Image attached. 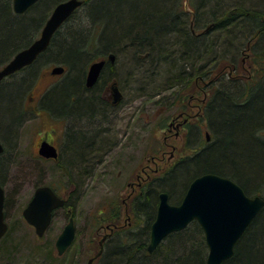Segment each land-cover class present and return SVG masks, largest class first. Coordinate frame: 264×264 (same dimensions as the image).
I'll return each instance as SVG.
<instances>
[{
	"label": "trees",
	"instance_id": "obj_1",
	"mask_svg": "<svg viewBox=\"0 0 264 264\" xmlns=\"http://www.w3.org/2000/svg\"><path fill=\"white\" fill-rule=\"evenodd\" d=\"M61 1L39 0L18 14L13 0H0V67L37 38L49 17L47 10ZM113 5L119 11L112 14V20L104 11ZM80 8L85 9L93 27L87 33L71 24ZM80 8L55 33L38 59L21 70L29 71L23 80L0 84V91L11 85L8 93L12 92L7 104L0 102L6 108L0 111V135L10 144L16 143L23 115L19 108L29 79L39 73L35 67L38 60L53 54L47 60L66 63L70 68L64 78L75 76L79 80L66 92L64 100L52 98L55 85L43 96L42 106L54 114H65L69 128L64 150L65 158H70L66 167L70 181L72 177L92 175L96 154L109 144L115 146L108 124L116 106L102 99L109 80L127 85L133 95L141 93L148 99L160 97L164 101L173 96L172 103L182 104L184 110L188 108V96L202 94L201 88L194 86L205 68L208 78L202 85L207 94L204 113L212 141L197 153L191 146L198 144V123L188 124L191 149L164 173L146 179L127 201L130 224L122 223V205L116 199L91 217L92 234L88 236L85 259L88 264L100 251V244L91 238L106 222L112 231L93 264H205L208 246L197 221L169 234L152 252L148 250L151 224L160 193L168 191L170 201L179 203L191 181L200 174L213 172L232 177L249 195L259 188H253L251 183H264V144L254 145L258 131L264 129V0H188V4L186 0H84ZM98 27L101 30L97 33ZM252 38L256 40L249 42ZM90 45L99 50L101 57L108 51L116 55L115 63L103 68L91 88L85 85L86 65H76L77 60L89 62L95 56L96 52L91 56L86 52ZM241 45L245 46L243 50L239 49ZM242 54H247L249 60L246 56L242 60ZM165 126V122L159 124L160 129ZM240 160L258 177L252 173L245 176ZM2 164L1 161L0 168ZM71 197L75 198L73 192L66 199L65 209L76 205ZM77 241L62 256L47 246L43 264H82L72 255ZM222 264H264V208L237 242L234 255Z\"/></svg>",
	"mask_w": 264,
	"mask_h": 264
},
{
	"label": "rangeland",
	"instance_id": "obj_2",
	"mask_svg": "<svg viewBox=\"0 0 264 264\" xmlns=\"http://www.w3.org/2000/svg\"><path fill=\"white\" fill-rule=\"evenodd\" d=\"M186 4H188V0H186ZM52 10L53 7L47 10L48 16ZM106 10L104 11L105 15L107 14L109 19L113 20L112 14L119 11V8L113 5L106 8ZM71 24L78 27L79 30L85 31V33L93 28L88 21L84 8H80ZM105 25L107 27V24ZM98 30L101 29L98 27L97 33ZM98 51V49H95V56L90 62L103 56ZM245 56L249 60L247 54H242L241 59L243 60ZM52 57L53 54L49 58ZM49 58L44 57L38 60L35 67L39 73L29 79L27 91L19 108L20 113H23V115L17 128L15 148L12 146L9 158V180L5 182L8 198L7 222L10 224L7 234L8 240L0 245V261L5 264H43L47 255V246H51L53 253L57 255L55 241L72 214L77 229L75 239L78 240L77 245L72 250L73 259L85 264L88 255L86 249L88 236L92 234L90 232L91 217L107 205L109 206L111 200L116 199L119 206L122 205V223L129 224L132 218L126 212L127 201L139 191L147 178L164 173L178 159L186 155L187 150L191 149L190 144L187 143L188 131L181 130L179 135H176L177 129L170 126L172 119L178 117L182 111L187 113L185 115L189 118L190 123H199V118L201 119V116L198 117V112L203 94L197 95L196 92L188 96L186 99L188 108L183 110L182 104L174 105L172 103L173 96L169 95L164 101H160V97L148 99L147 95H141V93L133 95L127 85L123 87L120 84L125 92L124 105L115 107L114 116L109 118L111 122L108 124L109 132L112 135L111 140L115 142L113 150L110 152L103 150L102 153H98L99 155L96 154L97 159L94 160L92 167V170H95L92 175L84 174L80 178L72 177L73 181H70L71 179L66 171L69 164L66 165L63 159V163L61 161L42 160L37 158L33 151L37 136L53 127L57 118L65 117L64 112L54 114L47 111L42 106L43 96L57 85L52 98L56 101L57 97L64 100L67 95L66 92L76 87L75 85L79 80L75 76L64 78L68 75V70L63 74L52 75L51 68L58 61L47 60ZM83 60H77L76 65L78 67L85 65ZM88 66L89 63L86 72ZM28 72L27 70L18 71L7 77L1 85L23 80ZM111 82L112 80H109L107 84ZM10 86L7 85L0 91V102L7 104L6 102L12 93H8ZM169 93L164 94L168 95ZM33 103L39 106L35 110H29L31 109L29 105ZM5 104L0 105V111L5 112ZM45 112L48 115H45ZM161 122H165L166 126L160 129L159 124ZM257 137L258 140L254 141V145H263L264 138L260 135ZM65 141L63 139V143ZM65 155L64 150V158ZM239 166L241 170H244L245 176L247 173L254 171L250 167L248 169V165L242 160L239 161ZM253 175L257 176L259 174L255 173ZM242 178L247 177L243 176ZM184 182L186 181L184 180ZM41 184L51 185L65 198H68L69 194L73 192L75 198L71 197V199L72 202L75 199L76 205L71 206L70 209L59 208L45 234L39 237L35 228L24 218L23 210L31 200L35 189ZM250 186L253 188L259 187L254 191L251 190L254 193L253 195L256 193L264 195V183L261 182L257 185L251 183ZM76 188H78V192H74ZM177 191L182 192V189ZM107 225L108 223L105 222L97 230L96 236H92L91 239H95L96 243L100 244L102 237L110 233V226Z\"/></svg>",
	"mask_w": 264,
	"mask_h": 264
},
{
	"label": "water",
	"instance_id": "obj_3",
	"mask_svg": "<svg viewBox=\"0 0 264 264\" xmlns=\"http://www.w3.org/2000/svg\"><path fill=\"white\" fill-rule=\"evenodd\" d=\"M38 0H13L15 12L24 13ZM84 0H63L53 9L47 19L40 36L29 46L19 50L13 58L0 67V83L8 76L32 64L50 45L55 32L83 4ZM110 54L109 59L114 60ZM106 58L94 61L87 72V87H92L98 81L106 64ZM65 71L62 65H56L52 74ZM113 101L122 99V91L117 81L111 85ZM209 138V135H208ZM3 146L0 142V152ZM40 154L57 158V148L48 141L42 142ZM160 201L156 217L151 224L148 250L154 251L158 245L171 233L185 229L191 222L197 221L202 227L209 249L207 264H222L231 258L235 245L247 227L264 208V197L248 195L235 180L217 173H204L194 178L182 200L179 203L170 201L169 193H160ZM65 198L60 196L50 185L39 186L27 206L23 210L24 218L33 225L38 236H43L49 228L54 210L65 205ZM4 190L0 185V239L6 233L8 225L4 217ZM108 234L100 240V251L89 259L93 264L103 251V243ZM76 237V224L71 216L62 232L56 239L59 255L64 254L73 244Z\"/></svg>",
	"mask_w": 264,
	"mask_h": 264
},
{
	"label": "flooded vegetation",
	"instance_id": "obj_4",
	"mask_svg": "<svg viewBox=\"0 0 264 264\" xmlns=\"http://www.w3.org/2000/svg\"><path fill=\"white\" fill-rule=\"evenodd\" d=\"M39 1V0H38ZM37 1V2H38ZM35 4V3H34ZM33 4V5H34ZM32 5V6H33ZM57 5V4H56ZM55 8V7H54ZM53 8V9H54ZM53 11V10H52ZM52 13V12H51ZM51 15V14H50ZM49 15V16H50ZM49 18V17H48ZM47 18V19H48ZM70 18V17H69ZM68 18V19H69ZM67 19V20H68ZM66 20V21H67ZM47 21V20H46ZM46 21H45V23H46ZM66 21L61 25V27L66 23ZM45 23H44V25H45ZM44 25H43V27H44ZM43 27H42V29H43ZM61 27L59 28V29H61ZM42 29H41V31H42ZM58 29V30H59ZM57 30V31H58ZM56 31V32H57ZM55 32V33H56ZM41 33V32H40ZM55 35V34H54ZM54 37V36H53ZM53 39V38H52ZM51 42H52V40H51ZM51 44V43H50ZM50 46V45H49ZM43 53V52H42ZM41 53V54H42ZM39 56H40V54H39ZM38 56V57H39ZM105 57V56H104ZM103 57H100V58H98V59H102ZM38 59V58H37ZM36 59V60H37ZM35 60V61H36ZM34 61V62H35ZM33 62V63H34ZM88 72V71H87ZM86 72V73H87ZM112 83H113V81L110 83V84H107L106 85V92L105 93H103L102 94V99H104V100H106L109 104H111L112 106H123L124 105V99H125V92H124V90L121 88V86L119 85V88H120V90L122 91V99L118 102V103H115L114 101H113V93H112V89H111V85H112ZM1 84V83H0ZM87 87V86H86ZM93 87V86H92ZM89 88H91V87H89ZM201 92H202V94H203V98H201V102L199 103V112H198V117H200L201 116V119L199 118V120H200V122L198 123V127L200 128H206V120H205V113H204V106H205V104H206V100H205V96H206V94L204 93V88H203V86L201 87ZM32 99H33V97H31ZM39 105H37L36 106V104L35 103H33L32 105L30 104L29 105V108L31 107V109H29V110H35V109H37V107H38ZM37 114V113H36ZM45 115H48V113L47 112H45L44 113ZM185 114H187V113H185V111H182V112H180V114L178 115V117H176V118H174V120L172 119V121H171V123H170V126H172V127H175L176 129H177V133H176V135H179V133H180V131L181 130H187V131H189V127H188V124H190V120H189V118L185 115ZM41 115V114H40ZM56 121H57V123H56ZM69 128V125H68V123H67V121L64 119V118H57L56 120H55V125L53 126V127H50L48 130H45L44 132H43V134H39L38 136H37V138H36V140H35V142H34V155L37 157V158H40V159H42V160H51V161H54V162H60V161H62V159L64 158L63 157V151H64V147H65V143H63V139H65V134H66V130ZM200 128V129H201ZM203 132H204V134H203V136H202V132L200 133V137L201 138H203V139H201V140H203V143L204 144H206V143H209V142H211L212 141V136H211V133L208 131V129L206 128V129H204L203 130ZM56 135V136H55ZM208 135H209V138H208ZM44 141H48V142H50L51 144H53L56 148H57V151H58V157L57 158H49V157H45V156H43V155H41L40 154V146H41V144H42V142H44ZM0 142H1V144H2V146H3V150L0 152V162L2 161V168H0V185L3 187V190H4V206H3V211H4V217H5V222L7 223V225H8V228H7V231H6V233L3 235V237L0 239V245L2 244V243H4L5 241H7L8 240V237H7V234H8V232H9V229H10V224L7 222V205H8V198H7V190H6V185H5V182L6 181H8L9 180V165H10V154H11V151H12V146H14L15 144H7L6 143V140H0ZM187 143H189L188 142V139H187ZM117 144V143H116ZM190 144V143H189ZM191 146V145H190ZM192 147V146H191ZM14 148H15V146H14ZM147 175H149V174H147ZM225 176V175H224ZM227 177H229V176H227ZM229 178H231V179H233L232 177H229ZM234 180V179H233ZM236 182H238L237 180H235ZM238 183H240V182H238ZM240 185H242L241 183H240ZM140 186V185H139ZM247 193V192H246ZM249 195V194H248ZM255 195H261V196H263L264 197V195L263 194H261V193H256ZM252 196V195H251ZM254 196V195H253ZM71 207H69V209H70ZM56 211L57 210H55L54 212H53V216L55 215V213H56ZM70 211V210H69ZM24 216V215H23ZM71 216H74L73 214L71 215ZM70 216V217H71ZM53 218V217H52ZM70 219V218H69ZM27 221V220H26ZM131 222H129V224H130ZM31 225V224H30ZM251 225V224H250ZM249 225V226H250ZM32 227H34L33 225H31ZM248 226V227H249ZM247 227V228H248ZM35 228V227H34ZM36 230V229H35ZM247 230V229H246ZM246 230H245V232H246ZM112 231V228H110V232ZM244 232V233H245ZM243 233V234H244ZM109 236V235H108ZM243 236V235H242ZM241 236V237H242ZM39 237H42V236H39ZM240 237V238H241ZM239 238V239H240ZM107 239V238H106ZM105 239V240H106ZM239 241V240H238ZM237 241V242H238ZM55 243H56V241H55ZM237 244V243H236ZM235 248H236V245H235ZM58 254V253H57ZM59 255V254H58ZM59 256H62V255H59ZM0 264H5V263H3L2 261H0Z\"/></svg>",
	"mask_w": 264,
	"mask_h": 264
},
{
	"label": "bare ground",
	"instance_id": "obj_5",
	"mask_svg": "<svg viewBox=\"0 0 264 264\" xmlns=\"http://www.w3.org/2000/svg\"><path fill=\"white\" fill-rule=\"evenodd\" d=\"M13 8H14V6H13ZM14 11H15V9H14ZM16 13H17V12H16ZM18 14H21V13H18ZM35 40H36V39H35ZM255 40H256L255 38H254V39L252 38V39L249 40V42H252V41H255ZM244 47H245V46H242V45H241L239 49H240V50H243ZM87 49H88V50H86V52L89 53L90 56L92 55V53H93V54L95 53V48H94L93 45H90ZM247 49H248V48H246V50H245L246 52H248ZM110 54H114V55H115L114 52H112V51H108V53L105 54V57H103V58H106V60H107L105 66H106L108 63H112V64L115 63L116 55H115L114 60L112 61V60L109 59V55H110ZM90 56H89V58H90ZM86 58H87V55H86ZM89 58H88V59H89ZM88 59H87V60H88ZM96 60H99V59H96ZM96 60H93L92 62H90V61H89V62L86 61V62H85L86 69H87V65H88V63H89V66H88V70H89L90 65H91L94 61H96ZM243 62H244V61H243ZM56 65H62V66L65 67V71H64L63 73H65L67 70L69 71V69H70L69 66H68V64L63 63V62H58ZM56 65H54V66H56ZM54 66H53V67H54ZM105 66H104V67H105ZM53 67L51 68V71H50L51 74H52V69H53ZM88 70H87V71H88ZM63 73H61V74H63ZM202 73H203V76H201V79L198 80L199 82L196 80V85L194 86L195 88H199V87L201 88L202 85H203L204 83H206V81H207V80H205V79H207L208 77L206 78V76L204 75V73H205V68H203ZM238 74H239L240 76H242V72H241V71H239ZM52 75H58V74H52ZM86 77H87V73H86V76H85V85L87 86V84H86ZM112 81H115V80H112ZM97 82H98V81H97ZM97 82H96V83H97ZM205 97L207 98V94H206ZM206 98H205V100H206ZM113 113H114V112H112L110 118H113V116H114ZM200 128H201V127H200ZM200 128H198V130L200 131V133L202 132L201 134H202V136H203V134H204V132H203L204 128H201V129H200ZM200 133H198V141H197L198 144L192 146V147L197 151V153L202 152V151L207 147V145L203 143V140H201V139H203V138L200 137ZM258 135H260L262 138H264V130H259L257 136H258ZM195 136H197V134H196ZM190 138H191V135L189 134V135H188V142L192 143L191 140H190ZM0 140H6V138H5L3 135H0ZM193 140H194V135H193ZM6 143H7V144H10V143H12V142L9 141V140L7 139V140H6ZM205 145H206V146H205ZM113 148H114V147H113L112 145L109 144V145H107V147L105 148V151L110 152L111 150H113ZM68 159L70 160V158H67V159H66V158H63L64 163H65L66 165H68V161H69ZM61 163H63V161H61ZM68 167H69V166H68ZM206 173H209V172H206ZM211 173H213V172H211ZM203 174H204V173H203ZM146 175H147V174H146ZM200 175H201V174H200ZM147 176H148V175H147ZM147 179H148V178H147ZM42 185H48V184H41V185H39V186H42ZM142 185H143V184H142ZM189 185H190V184H189ZM39 186H38V187H39ZM38 187H37V188H38ZM188 187H189V186H188ZM37 188H36V189H37ZM36 189H35V190H36ZM187 189H188V188H187ZM166 192H168V191H166ZM186 192H187V190H186ZM186 192L184 193L183 197L185 196ZM168 193H169V192H168ZM169 196H170V194H169ZM157 209H158V208H157ZM260 212H261V211H260ZM260 212H259V213H260ZM259 213H258V214H259ZM258 214H257V215H258ZM150 234H151V231H150ZM149 242H150V241H149ZM234 253H235V252H234ZM233 255H234V254H233ZM207 261H208V255H207V257H206L205 264H207Z\"/></svg>",
	"mask_w": 264,
	"mask_h": 264
}]
</instances>
